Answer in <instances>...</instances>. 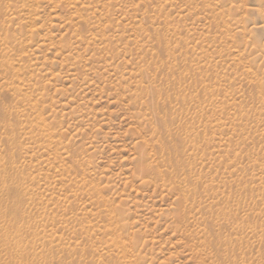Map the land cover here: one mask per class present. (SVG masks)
Segmentation results:
<instances>
[{
    "label": "rangeland",
    "instance_id": "1",
    "mask_svg": "<svg viewBox=\"0 0 264 264\" xmlns=\"http://www.w3.org/2000/svg\"><path fill=\"white\" fill-rule=\"evenodd\" d=\"M0 264H264V0H0Z\"/></svg>",
    "mask_w": 264,
    "mask_h": 264
},
{
    "label": "bare ground",
    "instance_id": "2",
    "mask_svg": "<svg viewBox=\"0 0 264 264\" xmlns=\"http://www.w3.org/2000/svg\"><path fill=\"white\" fill-rule=\"evenodd\" d=\"M8 193H10V191H7V193H6V194H8Z\"/></svg>",
    "mask_w": 264,
    "mask_h": 264
}]
</instances>
